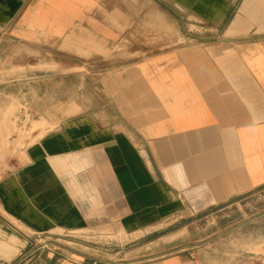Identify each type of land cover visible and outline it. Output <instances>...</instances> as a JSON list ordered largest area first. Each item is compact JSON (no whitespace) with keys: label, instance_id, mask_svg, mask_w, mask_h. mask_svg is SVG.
I'll list each match as a JSON object with an SVG mask.
<instances>
[{"label":"crops","instance_id":"obj_1","mask_svg":"<svg viewBox=\"0 0 264 264\" xmlns=\"http://www.w3.org/2000/svg\"><path fill=\"white\" fill-rule=\"evenodd\" d=\"M0 22L16 49L4 80L0 45V118L27 99L48 124L0 182V239L17 238L0 264H198L187 251L109 262L50 240L138 238L185 204L264 185V0H0Z\"/></svg>","mask_w":264,"mask_h":264},{"label":"rangeland","instance_id":"obj_2","mask_svg":"<svg viewBox=\"0 0 264 264\" xmlns=\"http://www.w3.org/2000/svg\"><path fill=\"white\" fill-rule=\"evenodd\" d=\"M2 30H8V27L0 22ZM132 42L143 44L139 39ZM128 43L125 41L124 45L127 47ZM0 45L4 50L1 53L2 66L9 68L2 79L7 80L16 75L11 68L16 64L15 43L0 37ZM43 48L46 50L47 46ZM46 58L47 54L41 51L40 65L36 71L39 75L47 73ZM23 101L28 102L25 124L18 123L16 113ZM5 109L0 118L2 180L14 172V165L17 166L21 157H26L24 150L38 138L40 131L43 134L48 125L44 120L36 121L37 116L32 114L27 99L17 100ZM51 238L53 245L50 247L56 251L64 248L83 249L107 257L109 262L119 257L126 262L187 251L198 264H264V185L218 203L211 204L206 198H200L198 204H185L183 211L166 221L156 233L138 238L127 237L111 227L94 231L58 230ZM81 238L91 246L81 243ZM100 249L102 252L97 251Z\"/></svg>","mask_w":264,"mask_h":264},{"label":"bare ground","instance_id":"obj_3","mask_svg":"<svg viewBox=\"0 0 264 264\" xmlns=\"http://www.w3.org/2000/svg\"><path fill=\"white\" fill-rule=\"evenodd\" d=\"M45 119V118H44ZM46 120V119H45ZM4 137V136H3ZM2 138V137H1ZM4 236V235H3ZM5 239V238H4ZM11 242H8L6 240L0 239V253H8V252H13L15 251L14 245L12 244L13 242L17 241V238L13 235L10 236L9 238ZM17 245V244H16ZM261 245V243H260ZM18 248V245H17ZM3 258V257H2Z\"/></svg>","mask_w":264,"mask_h":264},{"label":"built area","instance_id":"obj_4","mask_svg":"<svg viewBox=\"0 0 264 264\" xmlns=\"http://www.w3.org/2000/svg\"><path fill=\"white\" fill-rule=\"evenodd\" d=\"M28 107V102L27 101H23V103H20L18 109H17V114H18V123H21V124H25L26 123V115H28V111L26 110ZM2 181V174H0V182Z\"/></svg>","mask_w":264,"mask_h":264}]
</instances>
